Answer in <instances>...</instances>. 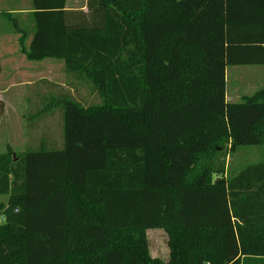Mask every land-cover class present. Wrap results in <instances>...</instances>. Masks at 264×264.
Here are the masks:
<instances>
[{
  "label": "trees",
  "instance_id": "16d2710c",
  "mask_svg": "<svg viewBox=\"0 0 264 264\" xmlns=\"http://www.w3.org/2000/svg\"><path fill=\"white\" fill-rule=\"evenodd\" d=\"M66 2L32 0L28 49L13 24L27 60L64 61L68 88L42 82L27 114L31 131L58 111L61 149L0 154V264H264V161L230 179L223 161L264 149V84L226 95L228 66L264 69V0H87L76 19Z\"/></svg>",
  "mask_w": 264,
  "mask_h": 264
},
{
  "label": "crops",
  "instance_id": "0c3cea01",
  "mask_svg": "<svg viewBox=\"0 0 264 264\" xmlns=\"http://www.w3.org/2000/svg\"><path fill=\"white\" fill-rule=\"evenodd\" d=\"M66 11L69 15L73 14L72 19L78 13H87V0H67L66 2ZM34 12L32 0H0V100L5 104V114H18L23 121V145L30 146L32 142H35V146L45 144L49 149H61L63 145L62 141V130L59 124L58 117V136L52 134L51 131V122H39L35 123V128L41 127L43 129L35 140H30V123L28 122L27 114L33 110H38L41 108L42 103H40V96L32 105L30 103L31 95L37 97L38 92L41 89V96L48 92L47 85L41 84L42 82L54 83L52 80L53 74L51 70H48V67H53L54 65L59 67L64 74L65 72V63L63 60H54V59H45L43 61H29L27 58L21 55L20 51V38L22 33H17L13 28V24H17L21 31H24L27 34L25 38V46L28 49L31 40L34 36L35 26L32 18ZM9 50V51H8ZM11 50V51H10ZM19 55V56H16ZM21 57V58H20ZM48 64V65H47ZM27 65V66H26ZM23 66L27 68L22 69ZM53 71V70H52ZM49 75V76H48ZM61 88H68L66 85H58L59 83H54ZM263 86L259 90L262 89ZM56 90V89H55ZM257 90V91H259ZM256 91V92H257ZM49 92H52L50 89ZM254 92V93H256ZM226 95L227 100H229L228 90H227V78H226ZM253 95V94H252ZM244 97V96H243ZM242 97V98H243ZM30 98V100H29ZM241 98V100H242ZM240 100V101H241ZM235 103V102H234ZM237 103V102H236ZM43 108V107H42ZM50 116V115H49ZM48 117V116H47ZM46 117V118H47ZM50 118V117H49ZM29 139V142H28ZM13 143V142H12ZM22 144V143H21ZM16 144L6 145V149L0 154L7 153L8 148L12 150L14 154V161H17L15 158L16 155L23 154L25 150L19 151L15 148ZM255 147V146H254ZM250 149L248 153V165H259L264 161V149ZM257 152V156L254 157V153ZM252 155V156H251ZM252 176H263L261 174V169L253 171ZM261 176V177H262ZM228 177L226 176V179ZM255 192L264 193V184L262 182H257V185L254 186ZM7 198L8 202V197ZM2 198V197H0ZM7 202L5 204H7ZM4 204V203H3ZM150 256L153 259H160L164 262L169 260V252L165 257H159L155 255L150 249Z\"/></svg>",
  "mask_w": 264,
  "mask_h": 264
},
{
  "label": "rangeland",
  "instance_id": "374dc122",
  "mask_svg": "<svg viewBox=\"0 0 264 264\" xmlns=\"http://www.w3.org/2000/svg\"><path fill=\"white\" fill-rule=\"evenodd\" d=\"M17 52L21 53V51ZM21 55L26 57L22 53ZM26 66H23L22 69L27 68ZM48 70H51L53 74L52 80L54 83H59L58 85H66V83H68L66 75L61 69H59L58 66H49ZM226 78L227 90L229 95V100L227 101L230 103H236L240 102L243 96H251L252 94H254V92L259 90L261 86H263L264 69L260 65L228 66L226 68ZM76 88L77 89H72L71 93L78 101H81L84 104H89L90 102L94 101L95 97L93 95H90V92L87 88L77 85ZM30 98L32 100L36 99L35 93L34 95H31ZM19 116L20 115L18 114L0 115V153L4 151L6 149V145L10 143L16 144L15 148L19 151L26 149L27 146L23 145V121ZM58 117V111H52L51 115L47 118H40L43 119L40 122H51L52 126L50 129L52 131V134L56 137L58 136L59 129ZM40 128L41 127H37L36 129H32L30 131V140H35V138H37L38 135L42 131H44ZM254 148L257 150L261 149L259 147L252 146L240 147L235 153L227 154L226 157L223 158L226 167V176L228 177V179L236 176L241 170H243L248 165L247 151ZM255 156H257V152L254 153V157ZM6 202V197L0 198V203L5 204ZM147 239L149 244V250L151 249L155 255H158L161 258L168 255V236L163 230H148Z\"/></svg>",
  "mask_w": 264,
  "mask_h": 264
}]
</instances>
